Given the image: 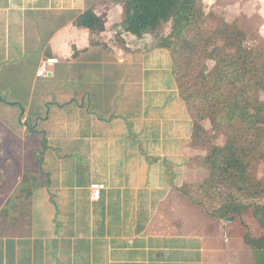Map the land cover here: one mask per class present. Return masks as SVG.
<instances>
[{"label": "crops", "instance_id": "obj_1", "mask_svg": "<svg viewBox=\"0 0 264 264\" xmlns=\"http://www.w3.org/2000/svg\"><path fill=\"white\" fill-rule=\"evenodd\" d=\"M88 9L104 31L76 25ZM122 21L121 0H0V151L37 142L9 178L0 160V264H253L237 216L181 191L209 153L170 49ZM46 57L60 61L40 76Z\"/></svg>", "mask_w": 264, "mask_h": 264}, {"label": "trees", "instance_id": "obj_2", "mask_svg": "<svg viewBox=\"0 0 264 264\" xmlns=\"http://www.w3.org/2000/svg\"><path fill=\"white\" fill-rule=\"evenodd\" d=\"M121 3L123 30L137 37L156 33L158 44L170 49L180 95L198 116L192 144L206 147L213 141L211 131L201 123L205 119H210L214 134L227 136L224 145H214L201 158L209 169L208 177L197 185L185 184L181 191L211 216H237L248 226L243 215L251 208L264 209V179L251 174L255 162L264 164V47L247 46L245 31L206 12L204 0ZM75 23L93 33L105 30L104 19L93 9L80 14ZM164 24H170L168 35L158 33ZM202 60L215 65L193 68L195 61ZM196 186L203 190L199 195L193 191ZM245 241L252 249L254 264H264V232L255 236L247 229Z\"/></svg>", "mask_w": 264, "mask_h": 264}, {"label": "rangeland", "instance_id": "obj_3", "mask_svg": "<svg viewBox=\"0 0 264 264\" xmlns=\"http://www.w3.org/2000/svg\"><path fill=\"white\" fill-rule=\"evenodd\" d=\"M208 2V3H207ZM204 9L206 12H212L215 13V15L218 16L219 19H223L224 21L230 22V23H236L239 25L246 33L247 39H246V45L250 47H264V30L262 33L261 29H264V0H208L204 1ZM219 20L213 21L214 24H218ZM170 24H164L162 27L158 30L159 34L166 35L168 32H170ZM156 34V33H154ZM208 66L207 68L211 69L215 65L214 61L211 60H202L201 62H194L193 68L195 69H202L203 66ZM260 97H263L261 94H259ZM193 112V111H192ZM196 115V121L198 119V116L195 112H193ZM201 123L205 126V124H211L210 119L202 120ZM20 123H17V126L19 127ZM210 131L211 135L214 137L213 141L208 143L206 147H202L207 150V152L210 154L212 151V147L214 145H224L227 136L225 133H217L214 134L212 131V124L210 125ZM36 136H39L40 139L43 140L44 136L42 133L35 134ZM30 134H27V137L21 135L19 136L15 143L14 140L11 138H6V143L9 144L14 150H1L0 151V160H2L4 163L3 165V171L6 174H8V177H11L13 174L17 173L19 168L18 163H20L25 158L27 159L26 162H28L29 159V151L27 148H29L34 143H37L35 139H31ZM14 144V147H13ZM26 146V147H25ZM26 148V149H25ZM38 160L40 158V153L37 151L35 152ZM202 163V161H199ZM17 163V165L13 164ZM27 164V163H26ZM22 166V165H21ZM23 167V166H22ZM1 173V174H5ZM205 177L207 178L208 170L205 173ZM251 174L256 179H264V164L255 162L251 167ZM1 179V175H0ZM203 182V181H202ZM202 182H198L197 184H200ZM1 185V183H0ZM200 191L197 190V186L193 191H195L198 195L199 192L203 191L199 188ZM218 199H220L218 197ZM264 203V198L261 201ZM209 204H211L210 201H208ZM216 206H219V203H215ZM28 213V204L24 202L22 204L20 214L23 217V219L26 218V215ZM243 230L247 232V229H250L252 235H260L264 232V209L259 208L254 210L251 208L247 213L243 215V220L246 222L248 226H245L242 219L237 217ZM251 252L249 251L246 256V264H252L251 263ZM254 264V263H253Z\"/></svg>", "mask_w": 264, "mask_h": 264}, {"label": "built area", "instance_id": "obj_4", "mask_svg": "<svg viewBox=\"0 0 264 264\" xmlns=\"http://www.w3.org/2000/svg\"><path fill=\"white\" fill-rule=\"evenodd\" d=\"M60 59L58 57H46L44 58L39 66L38 74L40 76H46L50 72V67L56 63H58ZM93 191V198L99 199L103 188H105V184L103 183H95L91 186Z\"/></svg>", "mask_w": 264, "mask_h": 264}, {"label": "water", "instance_id": "obj_5", "mask_svg": "<svg viewBox=\"0 0 264 264\" xmlns=\"http://www.w3.org/2000/svg\"><path fill=\"white\" fill-rule=\"evenodd\" d=\"M235 217H231L230 219H234Z\"/></svg>", "mask_w": 264, "mask_h": 264}]
</instances>
